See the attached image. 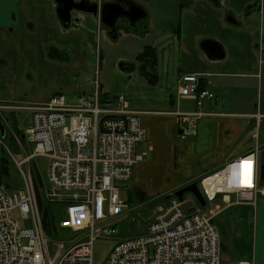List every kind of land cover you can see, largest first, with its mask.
Instances as JSON below:
<instances>
[{"label": "crops", "instance_id": "0c3cea01", "mask_svg": "<svg viewBox=\"0 0 264 264\" xmlns=\"http://www.w3.org/2000/svg\"><path fill=\"white\" fill-rule=\"evenodd\" d=\"M88 1L106 5L115 0ZM126 1L140 6L150 21L141 2ZM57 7L55 0H0L1 106L26 108L59 93L82 95L78 76L92 56L102 67V44L146 30L142 23L136 30L121 22L119 32L110 34L99 18L84 12L75 13L66 29ZM176 8L179 81L197 74L201 87L216 98L205 102L208 115L190 137L182 135L174 113L193 111L194 101L182 98L179 87L168 102H145L132 110L143 113L146 140L137 152H146L147 159L135 166L131 180L120 184V193L137 198L140 205L153 198L167 200L225 162L264 149V0H178ZM149 34L150 29L145 36ZM206 41L219 43L224 57L207 55L202 48ZM215 206L222 208L214 217L223 243L221 264H264V194L253 206L227 207L221 196L211 208Z\"/></svg>", "mask_w": 264, "mask_h": 264}, {"label": "built area", "instance_id": "2783aa9c", "mask_svg": "<svg viewBox=\"0 0 264 264\" xmlns=\"http://www.w3.org/2000/svg\"><path fill=\"white\" fill-rule=\"evenodd\" d=\"M201 81L197 74L179 81L180 96L195 106L193 111L174 113L184 137L196 135L198 121L208 115L205 102L216 98ZM29 111L30 124L22 138L16 137V144L23 150L29 144L34 150L24 152L20 161L11 154L22 175V188L11 191L0 185V264H95L94 243L115 239L119 220L131 213L120 184L131 180L135 166L147 159L146 152H137L146 140L143 113L130 110L125 95L103 102L98 91L75 100L55 94ZM0 144L7 146L1 135ZM259 154L256 148L201 178L197 184L205 208L220 196L227 207L256 205L259 194H264ZM38 157L48 162L43 204L66 206L60 220L50 217V234L44 229L31 166ZM195 200L187 207L189 199L180 201L173 195L135 207L134 211L162 201L153 207L146 232L116 241L106 264H221V234L214 217L222 208L204 211ZM16 214L27 223L21 224ZM57 229L71 232L72 239L54 240Z\"/></svg>", "mask_w": 264, "mask_h": 264}, {"label": "rangeland", "instance_id": "374dc122", "mask_svg": "<svg viewBox=\"0 0 264 264\" xmlns=\"http://www.w3.org/2000/svg\"><path fill=\"white\" fill-rule=\"evenodd\" d=\"M137 1L149 9L151 18L150 21L148 19L146 20L145 25L149 26L150 23L151 27H146V30L140 29L138 36L131 34V36L127 37L125 35L118 40L110 41V44L104 42L101 50L104 60L102 67L99 66V63L96 64L97 60L94 61V56H92L91 59H88V69L81 71V74L78 76L79 91L82 95L91 98L95 91H98L101 97L106 94L110 99L118 95H125L130 103L131 110L141 108V104L145 102H168L170 95L176 94L177 92L179 86L178 74L180 72L178 38L174 34L179 17V12L176 8L178 0ZM169 19L172 21H168ZM149 29L150 34L145 36V33ZM146 46L155 48L158 55V65L154 71L157 75V81L153 83H148L140 74L137 62V56L145 50L144 48ZM125 62L131 63L130 65L133 67L132 71L124 70L121 67L126 64ZM53 80H55V77ZM51 84L52 82L49 85L51 86ZM65 96L69 100H75L78 97ZM44 101L35 103L34 105L36 106V104L38 105ZM21 107L0 105V123L3 124L5 129L4 139L7 145L3 146L0 144V172L2 170V160L7 159L6 166L8 174L0 178V185L11 184L17 190L22 188V175L11 154L20 161L24 157V152L31 153L34 150V147L29 144H25V151L16 144V137L21 138L30 124V107ZM256 117L260 119L262 115L257 114ZM10 139L16 146L10 145ZM31 166L37 182L39 195L40 197H44L45 191L49 186L48 162L46 158L38 157L33 160ZM10 190L12 191L13 189ZM121 195L131 205V213L119 220L118 235H116L115 239H99L94 243L95 264H106L109 252L116 241L146 232L148 227L147 221L150 222L152 220L153 207H156L162 202L157 205H152L153 207L146 205L134 211L135 207L141 204L139 200L135 197L131 199L124 191H122ZM190 198L195 200L192 194H185L184 199H189L188 204H186L187 207L193 205ZM65 207V205H49L44 203L42 209L43 213H48L57 222L62 218L63 214L60 212ZM210 208L211 206H208L203 210L208 211ZM16 217L21 224L27 223L22 221L17 214ZM57 230L58 233L52 237L54 240L72 239L73 234L71 232L64 233L60 229ZM222 244L221 239V254L223 255Z\"/></svg>", "mask_w": 264, "mask_h": 264}, {"label": "water", "instance_id": "95a60500", "mask_svg": "<svg viewBox=\"0 0 264 264\" xmlns=\"http://www.w3.org/2000/svg\"><path fill=\"white\" fill-rule=\"evenodd\" d=\"M57 3V15L59 20L64 28H70L72 21L74 19V12H84L89 15H92L95 18H99L101 23L107 26L111 30H115L117 22L124 17H127L126 10L115 1L110 4L100 5L95 2L92 3L88 0H80L77 2L76 0H55ZM218 2L219 0H213ZM130 3V4H129ZM128 5L132 7V9L139 14L136 21L145 19L147 17L146 12L137 4L129 1ZM124 11V12H123ZM233 24H237L233 18L229 19ZM202 48L206 52L207 55L214 57L216 59H222L224 57V52L222 46L214 41H206L202 43ZM123 67V66H121ZM129 71L133 70V67L129 65L126 69ZM0 134L2 137L5 136V129L3 125L0 124ZM259 178L260 181L264 183V149L260 152V162H259ZM192 194L201 207H206V202L198 188L197 183H193L188 185L175 193V197H177L180 201L184 200L185 194Z\"/></svg>", "mask_w": 264, "mask_h": 264}, {"label": "trees", "instance_id": "16d2710c", "mask_svg": "<svg viewBox=\"0 0 264 264\" xmlns=\"http://www.w3.org/2000/svg\"><path fill=\"white\" fill-rule=\"evenodd\" d=\"M144 49L145 50L137 56V62H139V64H138L139 71H140V74L147 81H153L154 78L157 79V75L154 73V71L157 69V65H158L157 51L152 46H146ZM105 99H106L105 96L101 97V101L104 102ZM1 125H3V124H1ZM23 135H24V133L22 134V136ZM22 136H21V138H22ZM10 145H12V146L15 145L13 143V141H11V139H10ZM6 160L7 159L2 160V170L0 172V178H2V176L5 174L8 175L7 174ZM34 184H35V188L37 191L39 209H40V212L42 213V216H43L44 229H45L46 233L50 234L52 222H51V219H50V216L48 215V213H43V209H42L43 208V202H42V199H41L39 192L37 190V182H36L35 177H34ZM5 185H7L10 189L16 190L14 188V186L11 184H5Z\"/></svg>", "mask_w": 264, "mask_h": 264}, {"label": "flooded vegetation", "instance_id": "af4514ba", "mask_svg": "<svg viewBox=\"0 0 264 264\" xmlns=\"http://www.w3.org/2000/svg\"><path fill=\"white\" fill-rule=\"evenodd\" d=\"M115 1H118V0H115ZM115 1H113V2H115ZM118 3L126 10V14H128V16L124 17V18H121L117 22L115 30H111L110 34H117L119 32V24L121 22H126L127 27L130 28V29H136L137 30L140 23H142V25H141L142 28H146L147 27L145 25V22H146L147 19H141V20L136 21L138 16H139V14L137 12H135L132 9V7H130L128 5L129 1L127 2L126 0H119ZM75 13H77V12H74V14ZM125 63L126 64H124L123 67H122L124 70H126L129 67V65L131 64V63H128V62H125ZM138 64H139V62H138Z\"/></svg>", "mask_w": 264, "mask_h": 264}, {"label": "bare ground", "instance_id": "6f19581e", "mask_svg": "<svg viewBox=\"0 0 264 264\" xmlns=\"http://www.w3.org/2000/svg\"><path fill=\"white\" fill-rule=\"evenodd\" d=\"M243 181L244 182H248V181H250V179L249 178H245ZM3 185H5V184H3Z\"/></svg>", "mask_w": 264, "mask_h": 264}]
</instances>
